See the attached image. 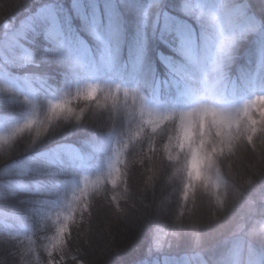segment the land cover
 Listing matches in <instances>:
<instances>
[{
    "label": "snow or ice",
    "instance_id": "1",
    "mask_svg": "<svg viewBox=\"0 0 264 264\" xmlns=\"http://www.w3.org/2000/svg\"><path fill=\"white\" fill-rule=\"evenodd\" d=\"M260 2L264 4V0ZM16 7L23 8L19 16L8 15L0 20V72L22 66L44 67L54 78L63 69L74 87L49 100L43 115L34 99L24 97L33 112L9 133L0 134V159L19 138L27 135L31 148L65 125L75 130L81 125L104 122L105 118L109 122L126 119L128 131L123 134L126 140L117 139V146L111 147L105 170L95 180L87 175L80 178L79 188L53 212L54 234L27 237V246L18 235L0 239V264H64L67 257L73 264H90L80 254V244L73 251L79 233L73 237L69 225L76 222L77 216L80 221L91 219L93 192L101 186L109 209L115 204L119 216L127 218L135 213L143 222L144 244L133 264H218L223 242L214 246L206 239L194 218L196 199L189 206V194L199 182L215 207L223 210L228 189L233 187L221 172L225 163L232 162L245 147L264 163V8L255 11L253 0H204L195 6L189 0H24ZM69 9L73 20L78 18L91 28L99 42L97 50L74 42L65 17ZM175 11L194 19L196 27L183 24L172 31L170 26L178 23ZM149 30L153 38L174 51L173 56L157 53L162 69L146 55L143 38ZM242 43L250 47L244 53L243 64L233 73ZM36 79L42 87L48 86L47 77ZM144 79L152 81L157 96H175L176 103L166 106L150 100L143 91ZM0 92L11 93L12 89L0 85ZM81 98L94 102V106L78 110L70 106L73 99ZM129 99L133 101L131 108ZM101 108L104 110L98 112ZM141 136L147 142V151L144 142L133 144ZM157 136L163 153L159 169L155 166ZM125 150H129L130 161L138 160L142 168L153 173L148 175L147 187L138 198L129 191ZM165 155L168 163L164 162ZM82 159L75 144L61 146L33 171L41 177L69 174ZM173 167L186 174V179L181 177L182 197L175 202L164 194L163 184V177ZM228 170L232 172V163ZM136 174L131 173L133 177ZM158 179L159 197L155 195ZM243 183L253 187L255 180L249 177ZM148 187L152 188L151 199ZM20 189L44 195L50 191L43 180L37 185L22 184ZM116 192H121L119 198ZM240 195L234 189L233 199ZM118 199L131 203L121 207ZM209 204L211 207V200ZM247 206L264 217V187L247 201ZM246 228V223L238 222L233 234L239 230L243 236ZM248 264H264V242L257 240L250 246Z\"/></svg>",
    "mask_w": 264,
    "mask_h": 264
},
{
    "label": "trees",
    "instance_id": "2",
    "mask_svg": "<svg viewBox=\"0 0 264 264\" xmlns=\"http://www.w3.org/2000/svg\"><path fill=\"white\" fill-rule=\"evenodd\" d=\"M189 2L195 6L204 0L197 2L189 0ZM208 2L214 3L215 0H208ZM18 3H24V0H0V20L8 15L19 16L23 8L16 7ZM253 3L254 10L257 12L264 8V4H261L260 0H253ZM69 11L70 9L66 10L65 17L68 20L70 33L74 34V42L78 45L82 44L89 50H97L99 42L91 28L78 18L73 20L68 15ZM174 15L178 23L170 26L172 31L183 24L196 27L194 19L185 17L182 12L175 11ZM143 43L146 46L148 59L154 62V66L159 65L160 69L163 68V65L159 64L157 53H162L163 56L174 55L173 48L153 38L151 30L143 38ZM249 47L248 43L240 45L239 58L232 67L233 73L236 71V66L243 64L244 53ZM126 50L127 47H125ZM3 75L7 77V81L4 80ZM36 76L47 77L48 86L42 87ZM0 85L12 89L11 93L0 92V134L9 133L13 127L22 123L32 114L33 109L30 104L24 102V97L34 99L39 114L43 115L47 110L49 100L58 93L74 87L73 82L67 78L63 69L53 78L46 68L32 66H22L12 68L8 72H0ZM142 87L150 100L158 101L166 106H173L176 103L175 96L164 94L157 96L154 85L149 79L142 81ZM100 102L103 103V96H101ZM107 103L111 105L112 100L109 99ZM123 103L121 98L120 104L123 105ZM138 105L139 101L136 100L135 106L138 107ZM70 106L78 110L80 107L94 106V102L85 101L83 98L73 99ZM128 106L129 108L133 106L131 99L128 101ZM103 110L102 108L97 109L98 112ZM127 131L126 119L120 122L118 120L109 122L105 118L104 122L95 125H81L75 130L71 126L65 125L59 131L44 137L31 148L28 147L30 140L27 135L19 138L13 149L3 159H0V192L4 193V196L0 197V239L18 235L27 246L29 243L27 237L35 239L34 235H39L41 238L53 235L56 229L53 212L79 188L80 178L83 179L84 172L99 175L105 170V163L110 155L111 147L117 146V139L126 140L127 136L123 134ZM65 133L70 134L65 135ZM139 142H144L145 151H147V142L143 136L134 140L133 144ZM73 144L79 149L83 159L69 174L41 177L33 171L35 166L44 159L51 158L55 154L56 148ZM154 145L159 148L155 164L159 169L160 155H163L159 136L155 138ZM129 150H125L123 153L129 171V184L131 185L129 191L138 198L147 187L148 175L153 173L142 168L138 160L130 161ZM164 162L168 163L166 155ZM229 163H232L231 173L228 170ZM121 168H124V165H121ZM133 171L137 173L134 177L131 175ZM221 172L226 175L229 184L233 186L228 189L225 208L217 209L214 200L199 182H195L194 192L189 194V206L191 201L196 199L197 209L194 218L200 223L201 231L210 244L215 246L218 242H223L220 244L218 264H248L250 246L257 240L264 242V217H259L256 215V210L249 209L247 206V201L264 187V183H262L264 182V163L258 162L256 153L245 147L240 149L237 158L232 162L225 163ZM140 173H145V175H140ZM155 174L159 177V172ZM182 176L186 179V174L183 171H178L176 167H173L163 177L164 194L169 196L173 202L182 197ZM249 177L255 180L253 187H248L243 183L244 179ZM41 180L50 189L47 195L20 189L22 184L37 185ZM108 187L111 188L110 185ZM234 189L241 193L238 199H233ZM123 190L122 186L121 192ZM223 191L222 186L221 192L223 193ZM121 192L115 193L118 198ZM147 195L151 199L153 195L151 187H148ZM155 195L157 197L161 195L159 179L155 182ZM111 196L112 192H109L108 199H111ZM93 203L91 219L80 221L77 216L76 222L69 225L73 237L79 233V239L74 242L73 251L75 252V245L80 244V254H83L90 264H133L144 244L146 230L143 222L136 218L135 213L127 218L119 216L115 204L109 209L104 198L103 186L99 191L93 192ZM118 203L121 207H129L131 202L126 204L123 199H118ZM181 203L183 202L181 201ZM48 216L52 218L47 220ZM238 222L247 224L246 234L243 236L239 234V230L233 234V229ZM137 226L139 227L136 230ZM122 231L126 232L127 238L123 236ZM137 233L141 235L138 243L134 242ZM89 241L92 242L91 246H89ZM96 248L99 249V252L96 251ZM115 249H119V251ZM241 251L243 252L242 257L240 256ZM5 255L7 256L6 251ZM8 259L11 258L8 257ZM101 259L104 260V263H101ZM64 264H73L72 258H65Z\"/></svg>",
    "mask_w": 264,
    "mask_h": 264
},
{
    "label": "rangeland",
    "instance_id": "3",
    "mask_svg": "<svg viewBox=\"0 0 264 264\" xmlns=\"http://www.w3.org/2000/svg\"><path fill=\"white\" fill-rule=\"evenodd\" d=\"M3 78H4V80H6V81L8 80V79H7V77H6V76H4V75H3ZM106 165H107V164H106ZM87 176H88L89 180H95V178H94V177H92V176L90 177V175H87ZM138 227H139V226L135 227V228H136V230H137V228H138ZM122 233H124V235H123L124 237H126V236H127V235H125V233H126L125 231H124V232L122 231ZM126 238H127V237H126ZM126 238H125V239H126ZM123 242H124V241H123ZM135 250H137V249H135ZM96 251H98V252H99V249H97V248H96ZM102 255L104 256L103 252H102ZM102 258H103V257H102ZM101 261H102V259H101ZM101 263H104V260H103Z\"/></svg>",
    "mask_w": 264,
    "mask_h": 264
},
{
    "label": "bare ground",
    "instance_id": "4",
    "mask_svg": "<svg viewBox=\"0 0 264 264\" xmlns=\"http://www.w3.org/2000/svg\"><path fill=\"white\" fill-rule=\"evenodd\" d=\"M130 234H132V233H130ZM136 235H137V236L135 237L134 242L138 243V242H140L139 240L141 239V235H140V233H137ZM134 236H135V235H134ZM134 244H135V243H134Z\"/></svg>",
    "mask_w": 264,
    "mask_h": 264
}]
</instances>
